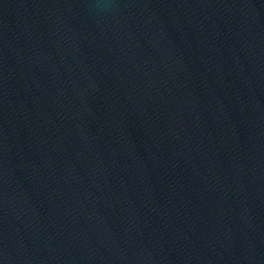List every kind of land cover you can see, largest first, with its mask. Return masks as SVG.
I'll use <instances>...</instances> for the list:
<instances>
[{
	"label": "water",
	"instance_id": "1",
	"mask_svg": "<svg viewBox=\"0 0 264 264\" xmlns=\"http://www.w3.org/2000/svg\"><path fill=\"white\" fill-rule=\"evenodd\" d=\"M0 264H264V0H0Z\"/></svg>",
	"mask_w": 264,
	"mask_h": 264
}]
</instances>
